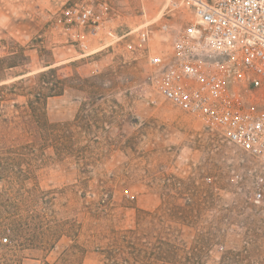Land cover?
Returning a JSON list of instances; mask_svg holds the SVG:
<instances>
[{"label": "rangeland", "instance_id": "obj_1", "mask_svg": "<svg viewBox=\"0 0 264 264\" xmlns=\"http://www.w3.org/2000/svg\"><path fill=\"white\" fill-rule=\"evenodd\" d=\"M83 2L106 3L118 31L156 21L168 7V0H0V79L57 68L59 79L89 80L82 88L68 81L62 96L47 100L46 119L69 131L74 149L33 170L25 188L38 189L36 202L0 207V218L20 221L0 230V264H102L100 251L130 231L146 250L138 264H264L261 160L157 95L143 57L121 45L82 56L59 44L54 18ZM191 19L177 8L167 39L153 44L168 48ZM156 240L177 250L154 252Z\"/></svg>", "mask_w": 264, "mask_h": 264}, {"label": "built area", "instance_id": "obj_2", "mask_svg": "<svg viewBox=\"0 0 264 264\" xmlns=\"http://www.w3.org/2000/svg\"><path fill=\"white\" fill-rule=\"evenodd\" d=\"M181 6L191 21L168 48L155 46L154 39H167V22ZM109 19L106 3H74L52 29L59 44L82 56L121 45L143 57L157 95L264 167V0H168L156 21L119 31Z\"/></svg>", "mask_w": 264, "mask_h": 264}, {"label": "trees", "instance_id": "obj_3", "mask_svg": "<svg viewBox=\"0 0 264 264\" xmlns=\"http://www.w3.org/2000/svg\"><path fill=\"white\" fill-rule=\"evenodd\" d=\"M4 61L0 60V64ZM15 67L10 65L7 68ZM57 73V68H50L25 80L7 83L6 79H0V207L11 200L24 202L29 196L36 202L38 189L25 188L33 170L73 152L74 143L69 131L46 119V103L48 99L65 93L66 82H75L82 88L89 80L79 77L62 80ZM18 98L23 99V104L15 103ZM19 222L3 216L0 230L20 226ZM136 240V231H130L129 236H115L110 247L100 251L104 257L102 264H138L146 250H142ZM161 246L177 250L175 244L166 240H156L150 249L155 252Z\"/></svg>", "mask_w": 264, "mask_h": 264}]
</instances>
